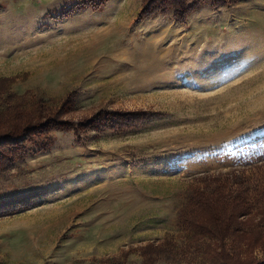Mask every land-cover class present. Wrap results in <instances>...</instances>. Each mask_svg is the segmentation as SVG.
Wrapping results in <instances>:
<instances>
[{
	"label": "rangeland",
	"instance_id": "1",
	"mask_svg": "<svg viewBox=\"0 0 264 264\" xmlns=\"http://www.w3.org/2000/svg\"><path fill=\"white\" fill-rule=\"evenodd\" d=\"M73 1L0 0V110L48 112L74 92L64 119H140L52 131L50 149L0 169V200L41 193L0 216V264H144L145 245L180 238L196 176L264 182V0L206 1L185 23L137 19L142 0L52 18ZM187 254L155 264H199Z\"/></svg>",
	"mask_w": 264,
	"mask_h": 264
},
{
	"label": "trees",
	"instance_id": "2",
	"mask_svg": "<svg viewBox=\"0 0 264 264\" xmlns=\"http://www.w3.org/2000/svg\"><path fill=\"white\" fill-rule=\"evenodd\" d=\"M206 1L212 8L236 0H142L139 19L172 11L176 22L185 23ZM108 0H74L63 5L53 19L71 16L88 7L103 9ZM76 94L67 95L59 107L48 112L42 104H25L0 110V169L29 153L50 149L55 140L52 131L74 130L78 134L89 129L124 128L139 121L134 114L100 111L90 118L73 122L62 118L75 105ZM253 184L246 172H229L196 176L187 190L186 201L177 212L180 238L165 237L143 247L144 264L161 260L174 261L180 253L194 255L199 264H264L261 256L241 254L243 248L264 252V182ZM39 191L11 200H0V216L27 209Z\"/></svg>",
	"mask_w": 264,
	"mask_h": 264
},
{
	"label": "crops",
	"instance_id": "3",
	"mask_svg": "<svg viewBox=\"0 0 264 264\" xmlns=\"http://www.w3.org/2000/svg\"><path fill=\"white\" fill-rule=\"evenodd\" d=\"M140 10H141V9H140ZM140 10L138 11V14H139ZM138 14H137V19H139V18H138ZM153 16H154V15H153ZM149 18H151V17H149ZM144 19H148V18H144ZM139 20H142V19H139Z\"/></svg>",
	"mask_w": 264,
	"mask_h": 264
}]
</instances>
